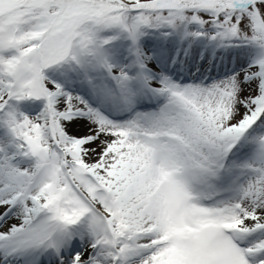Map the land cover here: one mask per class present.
I'll return each mask as SVG.
<instances>
[{
  "label": "snow or ice",
  "instance_id": "obj_1",
  "mask_svg": "<svg viewBox=\"0 0 264 264\" xmlns=\"http://www.w3.org/2000/svg\"><path fill=\"white\" fill-rule=\"evenodd\" d=\"M0 264H264V0H0Z\"/></svg>",
  "mask_w": 264,
  "mask_h": 264
},
{
  "label": "bare ground",
  "instance_id": "obj_2",
  "mask_svg": "<svg viewBox=\"0 0 264 264\" xmlns=\"http://www.w3.org/2000/svg\"><path fill=\"white\" fill-rule=\"evenodd\" d=\"M73 131H75V130H73Z\"/></svg>",
  "mask_w": 264,
  "mask_h": 264
}]
</instances>
